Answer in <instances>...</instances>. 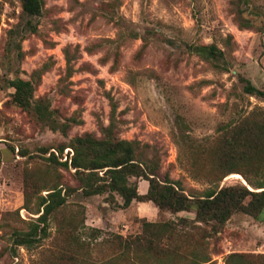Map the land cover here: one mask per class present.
<instances>
[{
	"label": "rangeland",
	"instance_id": "374dc122",
	"mask_svg": "<svg viewBox=\"0 0 264 264\" xmlns=\"http://www.w3.org/2000/svg\"><path fill=\"white\" fill-rule=\"evenodd\" d=\"M248 1L44 0L19 59L9 31L24 22L22 0H0V264H225L231 252L264 253V220L253 215L236 212L217 231L214 222H195L194 210L173 213L137 200L122 208L119 194L86 196L75 169L51 160L53 153L70 160L74 137H101L113 122L116 136L141 143L162 180L190 198L214 187L212 151L223 128L264 109V97L244 91V79L264 91V0ZM240 10L252 26L240 25ZM211 43L224 50L227 69L190 47ZM40 68L36 98L71 120L67 134L13 102L10 81ZM131 180L141 193L149 185ZM241 183L252 188L241 172L220 186ZM56 184L76 189L51 215L48 235L16 245L14 233L37 217L25 192L35 210ZM144 219L157 224L146 230Z\"/></svg>",
	"mask_w": 264,
	"mask_h": 264
},
{
	"label": "trees",
	"instance_id": "16d2710c",
	"mask_svg": "<svg viewBox=\"0 0 264 264\" xmlns=\"http://www.w3.org/2000/svg\"><path fill=\"white\" fill-rule=\"evenodd\" d=\"M248 4V0H244ZM44 0H22L24 22L19 23L9 31V41L14 46L17 56L22 59L25 52L22 42L26 37L38 30L34 18L40 17L44 10ZM240 25L252 26L251 20L243 18L240 10ZM193 52L204 59L213 62L217 67L227 69V60L224 50L216 44H201L190 46ZM45 68L33 71L29 79L16 76L10 83L15 89L13 102L30 112L41 123L52 130L67 134L72 126L71 120L63 121L56 116V111L50 103L43 98H36L35 92ZM246 82L244 91L251 95L264 97V91L256 87L250 80ZM224 134L212 151L213 170L210 180L214 187L208 189L203 195L190 198L180 187L169 179L162 180L156 166H150L143 156L142 145L139 141L122 139L116 136L113 122L104 126L102 136L97 137L87 132L74 137L69 147L73 148L74 155L70 160L61 161L53 153L51 160L66 168L75 169L79 186L86 196L109 194L115 199V194L123 197L122 208L129 207L134 200L141 202L152 201L160 210H169L173 213L194 210L195 222L209 224L214 222V227L219 231L231 216L239 211L253 215L259 220H264V109H256L244 115L234 124L223 128ZM65 146L60 148L63 153ZM249 166L256 173L262 174L261 178H251L241 167ZM241 172L251 187L246 184L220 186V182L230 173ZM222 173V174H219ZM143 178L149 181L146 193H141L136 182L131 178ZM217 185V186H216ZM76 187L56 184L44 196H40L38 208H31V197L25 192V207L36 214L30 222L27 231H16L13 235L14 242L19 246H33L36 242L48 235L49 219L60 207L67 204L69 196ZM187 221V218H181ZM157 223L144 219V226ZM164 228L174 227L162 224ZM233 260L244 264H264V253L231 252L225 264ZM209 259L204 260L208 262ZM257 261V262H256ZM193 264H202L198 261Z\"/></svg>",
	"mask_w": 264,
	"mask_h": 264
},
{
	"label": "crops",
	"instance_id": "0c3cea01",
	"mask_svg": "<svg viewBox=\"0 0 264 264\" xmlns=\"http://www.w3.org/2000/svg\"><path fill=\"white\" fill-rule=\"evenodd\" d=\"M149 185L146 184L143 186V192L142 193H146L148 191ZM142 204H146V202H143Z\"/></svg>",
	"mask_w": 264,
	"mask_h": 264
},
{
	"label": "bare ground",
	"instance_id": "6f19581e",
	"mask_svg": "<svg viewBox=\"0 0 264 264\" xmlns=\"http://www.w3.org/2000/svg\"><path fill=\"white\" fill-rule=\"evenodd\" d=\"M234 176H236V177H242L239 173H235Z\"/></svg>",
	"mask_w": 264,
	"mask_h": 264
}]
</instances>
